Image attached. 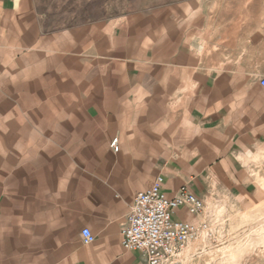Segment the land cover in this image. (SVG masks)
<instances>
[{"label": "crops", "instance_id": "crops-1", "mask_svg": "<svg viewBox=\"0 0 264 264\" xmlns=\"http://www.w3.org/2000/svg\"><path fill=\"white\" fill-rule=\"evenodd\" d=\"M69 1L0 0V264H145L119 232L157 177L168 198L255 191L264 0Z\"/></svg>", "mask_w": 264, "mask_h": 264}, {"label": "rangeland", "instance_id": "rangeland-1", "mask_svg": "<svg viewBox=\"0 0 264 264\" xmlns=\"http://www.w3.org/2000/svg\"><path fill=\"white\" fill-rule=\"evenodd\" d=\"M139 0H70L63 10L81 17L123 15ZM133 4V5H132ZM255 191L248 199L213 189L203 200L207 229L170 264H264V148L251 159Z\"/></svg>", "mask_w": 264, "mask_h": 264}, {"label": "built area", "instance_id": "built-area-1", "mask_svg": "<svg viewBox=\"0 0 264 264\" xmlns=\"http://www.w3.org/2000/svg\"><path fill=\"white\" fill-rule=\"evenodd\" d=\"M264 88V79L260 82ZM117 140H113V149ZM161 177L151 188L135 195L125 223L120 227V245L125 251L141 255L145 264H170L171 260L189 243L198 240L207 229L203 222L183 223L173 220L174 211L186 209L190 216H200L204 210L203 200L193 194L188 186L177 189L172 198L162 192ZM82 243L88 245L94 238L90 231L81 233Z\"/></svg>", "mask_w": 264, "mask_h": 264}]
</instances>
